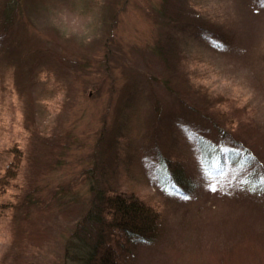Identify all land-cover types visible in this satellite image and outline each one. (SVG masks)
I'll return each instance as SVG.
<instances>
[{
	"label": "rangeland",
	"instance_id": "1",
	"mask_svg": "<svg viewBox=\"0 0 264 264\" xmlns=\"http://www.w3.org/2000/svg\"><path fill=\"white\" fill-rule=\"evenodd\" d=\"M45 3L34 15V0H0V23H12L10 43L0 41V264H66L102 150L111 186L161 219L158 238L134 243L120 262L264 264V190L241 183L240 170L201 183L191 201L147 185L163 174L154 137L169 157L190 159L194 131L218 137L189 104L211 105L264 171V1ZM196 24L225 42L196 35ZM163 42L178 52L170 68L156 51Z\"/></svg>",
	"mask_w": 264,
	"mask_h": 264
},
{
	"label": "trees",
	"instance_id": "2",
	"mask_svg": "<svg viewBox=\"0 0 264 264\" xmlns=\"http://www.w3.org/2000/svg\"><path fill=\"white\" fill-rule=\"evenodd\" d=\"M261 1L264 0H257V2ZM45 2L46 0H34V15L38 14L39 9L48 4ZM11 25L9 18L0 23V41L3 47L10 43L7 38L9 34L7 28ZM196 26L199 29L195 31L196 35L205 36L207 39L212 37L217 40L215 42L218 44L225 42L222 34L215 35V30L201 24H196ZM165 46L163 42L156 51L160 60L170 68L172 60L179 62V56L176 49H172L175 57L172 58L171 51L167 50L169 44ZM170 46L173 48L172 43ZM30 58L32 61H30ZM23 59L26 62L23 65L28 63L32 66L34 64L30 53L25 54ZM22 70L24 72L25 69L22 68ZM174 96L177 98L175 94ZM178 101L182 102L183 98H181V101L178 99ZM191 105L189 104L192 113L200 116L199 119L205 123L210 124L211 129L217 128L219 130L218 137L213 138L214 133H206L200 129L194 131L196 147L193 159L175 152L170 154L172 157H169L161 149L160 142L156 143L157 138L154 137V153L160 160L157 163L162 165L163 174L157 176L152 183H147V185L151 186L156 192L162 193V196H178L184 199L186 197L188 201H191L195 198L197 191L202 189L201 183H220L226 180L228 175L234 171L240 170L242 172L241 183L245 182L255 190H264L263 165L260 160L258 163L256 162L255 151L245 141L235 140L227 134L224 124L219 123L218 119L213 117L211 109L208 108L211 105ZM183 106H186L185 103ZM185 115L182 116L186 118ZM180 118L182 119V117ZM104 147H106V144H104ZM104 155H107V153L102 150L96 160L99 162H96L97 167L95 168L100 169L98 177L94 178V175H90L93 191L92 207H90L87 216L80 219V227H76L71 240L68 241L66 246L68 251H66L64 262L66 264L68 262L72 264H124L120 261L127 257L126 255L134 247V243L146 244L153 242L161 233L160 215L153 207L146 204L145 201L133 195H128L127 192L124 193L115 186H111L112 182L108 178L109 171L105 169L107 156ZM96 169L95 172L98 170ZM93 171L90 174H95ZM233 177L237 179L235 176ZM13 198H18L22 202L27 197L23 194L22 197ZM87 220L92 225L95 223L99 227L98 230L93 231V229L88 228ZM93 233L95 235L94 239L91 238ZM114 235L120 236L119 238L122 239V242L116 241L117 245L115 247L112 246V236Z\"/></svg>",
	"mask_w": 264,
	"mask_h": 264
},
{
	"label": "snow or ice",
	"instance_id": "3",
	"mask_svg": "<svg viewBox=\"0 0 264 264\" xmlns=\"http://www.w3.org/2000/svg\"><path fill=\"white\" fill-rule=\"evenodd\" d=\"M212 190H213V191L216 190L215 186H212ZM252 190H255V189H252ZM185 198H186V197H185Z\"/></svg>",
	"mask_w": 264,
	"mask_h": 264
}]
</instances>
